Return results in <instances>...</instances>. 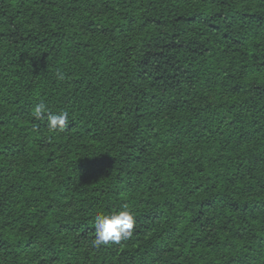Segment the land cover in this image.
I'll return each instance as SVG.
<instances>
[{
    "label": "trees",
    "instance_id": "1",
    "mask_svg": "<svg viewBox=\"0 0 264 264\" xmlns=\"http://www.w3.org/2000/svg\"><path fill=\"white\" fill-rule=\"evenodd\" d=\"M0 264H264V0H0Z\"/></svg>",
    "mask_w": 264,
    "mask_h": 264
},
{
    "label": "clouds",
    "instance_id": "2",
    "mask_svg": "<svg viewBox=\"0 0 264 264\" xmlns=\"http://www.w3.org/2000/svg\"><path fill=\"white\" fill-rule=\"evenodd\" d=\"M47 113V126L53 132L66 130L69 119L67 111L51 113L47 106L41 102L34 106L33 115L39 119ZM95 238L94 247L108 245L110 242L119 244L122 240L131 237L135 225L134 214L129 205H123L121 210L108 214L98 213L94 217Z\"/></svg>",
    "mask_w": 264,
    "mask_h": 264
}]
</instances>
